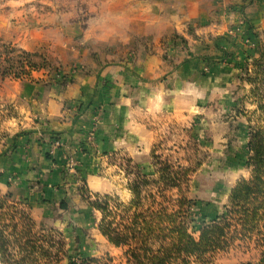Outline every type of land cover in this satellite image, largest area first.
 Segmentation results:
<instances>
[{
  "label": "crops",
  "instance_id": "1",
  "mask_svg": "<svg viewBox=\"0 0 264 264\" xmlns=\"http://www.w3.org/2000/svg\"><path fill=\"white\" fill-rule=\"evenodd\" d=\"M19 1L10 2L11 10ZM78 1L94 9L85 32L71 24L69 13L52 14L47 28L36 20L21 29L22 18L0 13V40L86 66L63 86L43 71L18 80L0 77V113L5 114L0 194L12 196L40 227L60 226L64 212L88 213L92 207L83 200L82 187L92 195L127 194L121 175L106 168L105 160L122 156L149 167L155 142L151 120L161 113L174 118L194 111L200 95L206 105L231 98L243 66L232 40L243 46L244 38L264 30V0ZM92 50L98 56L88 57ZM223 50L237 60L212 64L205 74L202 57ZM135 52L134 62L127 63L129 57L125 66L109 64ZM235 62L239 67H232ZM52 139L59 145L48 153ZM216 264H264V256L236 250Z\"/></svg>",
  "mask_w": 264,
  "mask_h": 264
},
{
  "label": "trees",
  "instance_id": "2",
  "mask_svg": "<svg viewBox=\"0 0 264 264\" xmlns=\"http://www.w3.org/2000/svg\"><path fill=\"white\" fill-rule=\"evenodd\" d=\"M254 34L264 36V32L260 36L256 31ZM13 51L17 56L2 62L0 77L6 78L15 69L20 70L22 74H17L20 76L31 73L26 67L31 70L44 67L37 62L36 53ZM259 54V58L249 56L253 63L242 74L243 82L251 86L250 97L256 105V124L247 145L246 167L251 175L231 189L221 211L211 218L208 215L203 226L196 225L194 212L199 201L190 194L193 176L203 164L199 158L203 150L198 144L191 147L192 157L181 160L188 165L163 158L155 144L150 174L143 168L133 167L129 203L114 195H95V200H91L85 196L87 190L82 189L90 207L101 213V235L121 251L120 257L79 255L72 264H214L220 254L244 246L246 251L261 249L264 255V42ZM249 122L252 124L251 119ZM238 130L239 126H231V132ZM11 199L10 195L0 194L1 263L60 264L64 261L68 255L64 235L55 229L40 227L26 208ZM61 205L64 208L67 204Z\"/></svg>",
  "mask_w": 264,
  "mask_h": 264
},
{
  "label": "rangeland",
  "instance_id": "3",
  "mask_svg": "<svg viewBox=\"0 0 264 264\" xmlns=\"http://www.w3.org/2000/svg\"><path fill=\"white\" fill-rule=\"evenodd\" d=\"M11 1L13 0H0V13H6L18 20L22 18L24 23H22L23 25H21L20 29L26 23H33L36 20L43 22L40 27L47 28L48 24H50L48 19L52 17V14L69 13L68 19L69 21L71 20V24L78 25L80 29L82 27L85 32L89 28V21L93 18L92 12H94V9L92 7L89 8L87 4L81 3L78 0L68 2L65 0H20L18 2L20 5L15 9L16 11L11 10L9 7ZM86 2L89 4L88 1ZM263 32L258 31L259 36ZM214 39L216 38L213 37ZM213 42L216 43V40ZM263 42L264 36L252 37V39L244 38L243 46H240L236 42V38L232 40L233 46L241 50L240 57L243 60V66L242 70L236 74L235 79L238 81V85L235 87L231 98L222 97V100L216 99L214 102L206 105V101L200 95L201 99H199L196 107L194 106L192 109L194 111L184 110L175 115L174 118L168 114L161 113L151 120L155 131L154 145L158 144V153L162 154L163 158H169L175 164L181 162L184 165H188V163L181 160L193 156L192 145L197 143L199 148L203 150V153L199 156L203 164L193 176L192 192L190 194L195 201H199L197 209L194 212L196 225L199 227L204 225V222L208 219V215L211 218L215 213L221 211L231 189L241 180L247 179L251 175L250 169L246 167L249 156L247 145L251 137L252 128L255 126L253 124H256V116L254 114L256 105L252 103L253 99L250 97L249 90L251 86L245 81L243 82L242 74L244 68L248 64L253 63L249 59V56L260 57L259 48ZM183 43L184 47L187 48L188 41L184 40ZM89 47L90 44H86V49H89ZM136 48H139V46ZM13 50L24 51L15 47L11 42L0 40V65L6 59H14L17 56V53ZM87 52L88 57H95L99 54L96 50ZM222 52V55L208 54L202 57L205 74L210 73L211 70L207 68H210L212 64L224 63L222 62L224 59L230 62L237 60V58L232 54H228L225 50ZM108 53H112V50H108ZM36 54L38 55L37 62L44 65L43 68L31 70L29 67H26V70L31 73L20 76H17V74L21 73L19 72L20 70L15 69L6 78L9 77L15 80L30 78L33 72L43 71L46 75H50L49 81H57L63 86L64 83H70L75 74L83 72L86 69V66L79 61L63 64L58 59H50L46 51H39ZM136 56V52L133 56L131 54L124 58L121 55L119 60L111 59L109 64L116 63L125 66L129 63L130 59L134 62ZM125 58H129L127 63ZM234 66L239 67L238 62H235L232 67ZM63 68L70 69L63 70ZM245 95H247V99ZM102 115L103 111L100 110L99 115L95 117V122L98 125L101 123ZM4 116V112H1L0 132ZM250 119L252 124L249 122ZM231 126L233 128L239 126V130L231 132ZM193 140L194 142H192ZM150 163L151 165L145 169V173L147 174H150L152 171V153ZM105 164L106 168L113 170L115 174L121 175V180L126 184L125 192L127 194H115L114 196L124 203H129L132 198L129 183L134 178L133 167L135 163L131 159L114 156L111 159L105 160ZM85 196L91 200H95V195L88 192L85 193ZM82 198L89 205L83 195ZM101 217V213L93 208H90L88 213L79 210L75 213L64 212L63 216H60V220H58L59 222L62 221L60 226L59 224L56 227L43 226L47 230L55 229L61 232L67 241L68 255L60 264H72L71 262L78 260L79 255L84 257H104L110 254L116 258L120 257L121 251L112 248L99 231ZM236 250L240 251V253H247L245 246L240 249H233L227 253L220 254L214 264ZM253 250H256L257 254L264 256L261 249ZM0 264H2L1 261Z\"/></svg>",
  "mask_w": 264,
  "mask_h": 264
},
{
  "label": "built area",
  "instance_id": "4",
  "mask_svg": "<svg viewBox=\"0 0 264 264\" xmlns=\"http://www.w3.org/2000/svg\"><path fill=\"white\" fill-rule=\"evenodd\" d=\"M97 115H99V111L98 113L96 114V117ZM98 120V118H96ZM59 145V142L56 140V139H52L49 141V144H48V153H52L54 150H56V148L58 147Z\"/></svg>",
  "mask_w": 264,
  "mask_h": 264
}]
</instances>
